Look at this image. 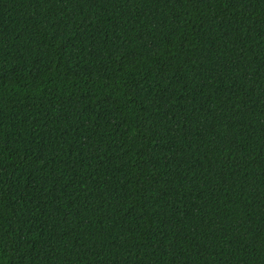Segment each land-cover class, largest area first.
<instances>
[{
    "label": "trees",
    "instance_id": "16d2710c",
    "mask_svg": "<svg viewBox=\"0 0 264 264\" xmlns=\"http://www.w3.org/2000/svg\"><path fill=\"white\" fill-rule=\"evenodd\" d=\"M0 264H264V0H0Z\"/></svg>",
    "mask_w": 264,
    "mask_h": 264
}]
</instances>
